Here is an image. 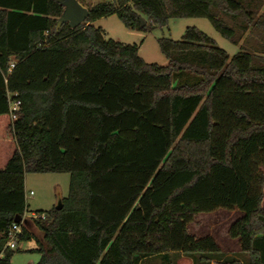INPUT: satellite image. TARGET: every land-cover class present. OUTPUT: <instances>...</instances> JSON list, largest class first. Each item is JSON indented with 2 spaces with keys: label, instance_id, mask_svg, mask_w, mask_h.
<instances>
[{
  "label": "trees",
  "instance_id": "1",
  "mask_svg": "<svg viewBox=\"0 0 264 264\" xmlns=\"http://www.w3.org/2000/svg\"><path fill=\"white\" fill-rule=\"evenodd\" d=\"M78 1L88 18L57 29L58 0H0V264L18 216L37 264H264V55L240 44L264 39V1ZM114 14L142 30L206 17L240 51L190 26L159 39L167 65L149 63L93 24ZM57 172L71 175L63 207L24 218L26 174ZM220 208L243 212L228 230L236 253L189 229Z\"/></svg>",
  "mask_w": 264,
  "mask_h": 264
},
{
  "label": "rangeland",
  "instance_id": "2",
  "mask_svg": "<svg viewBox=\"0 0 264 264\" xmlns=\"http://www.w3.org/2000/svg\"><path fill=\"white\" fill-rule=\"evenodd\" d=\"M102 0H85L88 3H96ZM264 1V0H262ZM264 11V2L259 13ZM220 19L223 23L239 29L240 21L229 15H222ZM96 27H101L105 31V37L126 44L138 47L139 55L149 63L167 65L168 59L162 53L159 45L160 38H171L181 40L187 27L195 26L215 40L216 45L224 49L230 57L240 51V45L232 43L223 36L206 17H181L171 18L167 25H156L147 30L131 29L125 26L121 18L114 14L101 17L93 23ZM264 39L257 32L247 31L240 44L244 45L252 52L264 55ZM264 172V167H261ZM71 175L68 172L57 173H28L25 178L28 211L27 216L33 213L48 211L57 206L63 198L68 197L70 189ZM33 191V194H30ZM264 206V202H263ZM243 215L239 209L228 210L220 208L212 212H200L189 224V229L199 237L213 236L223 249L233 248L240 243L238 239H232L228 230L230 225ZM32 223L30 222V226ZM38 236L41 232L35 231ZM36 240H21L11 259V264H37L41 255L35 249ZM229 253H236L229 251ZM245 260V256H241ZM143 264H163L158 257L149 258Z\"/></svg>",
  "mask_w": 264,
  "mask_h": 264
},
{
  "label": "water",
  "instance_id": "3",
  "mask_svg": "<svg viewBox=\"0 0 264 264\" xmlns=\"http://www.w3.org/2000/svg\"><path fill=\"white\" fill-rule=\"evenodd\" d=\"M64 6V11L61 17L58 19L57 29H59L64 23H68L70 27L75 28L83 23L89 16L88 9L83 6L78 0H58ZM141 26L146 24L144 18H141ZM63 207V199L60 200L56 206L57 209ZM26 222L22 217H16L15 222Z\"/></svg>",
  "mask_w": 264,
  "mask_h": 264
},
{
  "label": "built area",
  "instance_id": "4",
  "mask_svg": "<svg viewBox=\"0 0 264 264\" xmlns=\"http://www.w3.org/2000/svg\"><path fill=\"white\" fill-rule=\"evenodd\" d=\"M12 97V94H10V98ZM21 108V100L20 99H13L10 100V112H11V118L12 120H16L18 118V112ZM30 194H33V191H30ZM27 213L25 214L24 218H27ZM31 218H45V214H37L33 213ZM23 235V229L20 224L15 222L6 233V244L5 248H11L16 249L18 247V244L21 241V237ZM0 257H3V252L0 254Z\"/></svg>",
  "mask_w": 264,
  "mask_h": 264
},
{
  "label": "crops",
  "instance_id": "5",
  "mask_svg": "<svg viewBox=\"0 0 264 264\" xmlns=\"http://www.w3.org/2000/svg\"><path fill=\"white\" fill-rule=\"evenodd\" d=\"M219 244V243H218ZM236 245V247H233V248H227V249H223L221 246V249L222 250H224V251H226V252H229V251H233V252H238L240 249H241V246L239 247V245H238V243L236 242V244H234L233 246H235ZM37 247V243H35V248Z\"/></svg>",
  "mask_w": 264,
  "mask_h": 264
}]
</instances>
